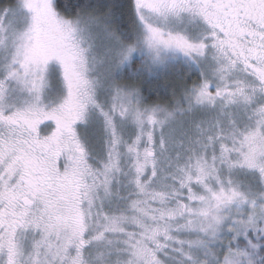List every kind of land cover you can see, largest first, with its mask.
<instances>
[{
	"label": "snow or ice",
	"instance_id": "snow-or-ice-1",
	"mask_svg": "<svg viewBox=\"0 0 264 264\" xmlns=\"http://www.w3.org/2000/svg\"><path fill=\"white\" fill-rule=\"evenodd\" d=\"M113 8L0 0V264H264V0Z\"/></svg>",
	"mask_w": 264,
	"mask_h": 264
},
{
	"label": "rangeland",
	"instance_id": "rangeland-1",
	"mask_svg": "<svg viewBox=\"0 0 264 264\" xmlns=\"http://www.w3.org/2000/svg\"><path fill=\"white\" fill-rule=\"evenodd\" d=\"M181 69H171L167 73H160L158 77H148L147 75L142 76L141 78L136 79L134 82L140 87H146L147 85H153L152 91L155 94H160V97H163L164 93L167 94L168 92L173 94L180 95L179 85L182 83L180 72ZM177 96V98L179 97ZM169 96V95H168ZM172 97H165L164 99H157V102L167 104Z\"/></svg>",
	"mask_w": 264,
	"mask_h": 264
},
{
	"label": "trees",
	"instance_id": "trees-1",
	"mask_svg": "<svg viewBox=\"0 0 264 264\" xmlns=\"http://www.w3.org/2000/svg\"><path fill=\"white\" fill-rule=\"evenodd\" d=\"M76 0H73V3H75ZM106 3H108L109 5L114 6L113 10L117 11V15H119V11L118 9H123L124 6H126L129 2V0H105ZM113 27H116V24L113 25ZM154 86L153 85H147L146 87L141 88L144 91L145 95H148L150 97V102H157V99H164L165 97H172L171 93L168 92L167 94L164 93L163 97H160V94H155L152 91V88ZM179 87V86H178ZM180 91V90H179ZM169 95V96H168ZM179 94H176V97ZM171 100V99H170Z\"/></svg>",
	"mask_w": 264,
	"mask_h": 264
}]
</instances>
